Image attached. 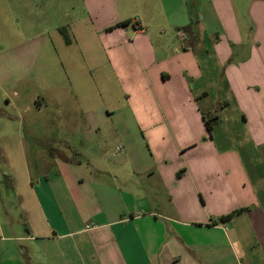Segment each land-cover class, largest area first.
<instances>
[{
    "label": "crops",
    "instance_id": "obj_1",
    "mask_svg": "<svg viewBox=\"0 0 264 264\" xmlns=\"http://www.w3.org/2000/svg\"><path fill=\"white\" fill-rule=\"evenodd\" d=\"M115 1L86 2L93 36L77 18L67 47L74 41L99 61L86 43L97 38L138 148L121 136L128 161L94 172L108 179L63 156L69 177L12 180L13 205L0 206V264H264V0L247 10L249 37L231 0H204L195 23L188 0H119L127 13ZM57 29L38 37L61 38ZM87 114L90 128L116 134L108 110ZM215 115L209 134L203 117Z\"/></svg>",
    "mask_w": 264,
    "mask_h": 264
},
{
    "label": "rangeland",
    "instance_id": "obj_2",
    "mask_svg": "<svg viewBox=\"0 0 264 264\" xmlns=\"http://www.w3.org/2000/svg\"><path fill=\"white\" fill-rule=\"evenodd\" d=\"M106 1L109 0H0V206L13 205L12 180L17 184L26 179L36 182L41 177H57L59 171L60 176L69 177L70 172L61 171L59 160L63 156L72 162L69 166H82L93 173V178L108 179V171L94 172L96 168L102 171L105 166H111L119 158L128 161L126 153H121V136L134 152L138 148V132L127 118L124 96L108 66L103 64L105 54L97 38L88 37L86 43L95 49L93 53L99 56V61L86 59L89 51L74 41L67 47L69 44L63 36L38 37L45 31L52 34L55 28L58 31L65 28L71 41L78 34L74 25L77 18L86 19L85 34L93 36L89 22L92 12L86 10L85 4L93 7L95 2L106 4ZM116 1V8L126 13L131 11L129 5ZM203 1L188 2L196 8L198 21V9ZM231 1L237 2L235 12L241 22L245 20L248 24L245 34L249 37L253 26L247 10L253 0ZM110 11H107L109 15ZM73 56L83 67L68 61L67 58L74 61ZM97 62L101 63L99 69ZM99 76L103 78L101 81ZM96 84L100 86L98 89ZM98 109H106L112 115L113 124H109L116 134L107 131L102 123L99 131L90 128L84 115L98 114ZM35 135L50 146L38 148ZM117 146L121 149L113 157ZM50 157L54 163L43 164ZM17 188L22 187L17 185ZM15 220L20 222L18 215ZM40 222L44 226L42 219ZM29 226L24 208L23 231Z\"/></svg>",
    "mask_w": 264,
    "mask_h": 264
},
{
    "label": "trees",
    "instance_id": "obj_3",
    "mask_svg": "<svg viewBox=\"0 0 264 264\" xmlns=\"http://www.w3.org/2000/svg\"><path fill=\"white\" fill-rule=\"evenodd\" d=\"M188 2H189V0L187 1V8H188V15H189V18H190V23H195L196 21H198L197 11H196V8L193 9V6L191 7ZM128 23H130V20L123 21V22L120 23V25H126ZM183 31L185 32L187 30L183 29ZM59 32L63 36L64 41L69 44L70 43V39L68 37V34H67L65 28H60L59 29ZM203 119H204L205 127H206L208 133L211 134V131H212L214 125L218 121L217 115H215V116H213L211 118H205V117H203ZM230 216L231 215L223 216L221 218V220L222 221L228 220L230 218Z\"/></svg>",
    "mask_w": 264,
    "mask_h": 264
},
{
    "label": "built area",
    "instance_id": "obj_4",
    "mask_svg": "<svg viewBox=\"0 0 264 264\" xmlns=\"http://www.w3.org/2000/svg\"><path fill=\"white\" fill-rule=\"evenodd\" d=\"M120 149H121V147H120V146H117V147L115 148L114 154H116V152H119Z\"/></svg>",
    "mask_w": 264,
    "mask_h": 264
}]
</instances>
